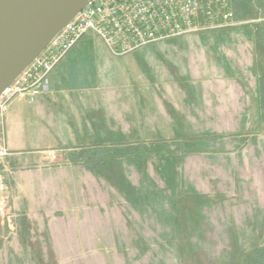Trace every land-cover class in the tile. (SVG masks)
Returning a JSON list of instances; mask_svg holds the SVG:
<instances>
[{
	"label": "rangeland",
	"instance_id": "rangeland-1",
	"mask_svg": "<svg viewBox=\"0 0 264 264\" xmlns=\"http://www.w3.org/2000/svg\"><path fill=\"white\" fill-rule=\"evenodd\" d=\"M230 1L238 25L201 34L206 45L224 46L217 52L232 56L224 64L226 82L215 93L231 94V116L203 124L217 132L200 134L192 131L204 129L196 124L201 119L173 110L175 134H141L70 153L77 167L97 157L105 176L120 175L114 180L119 189L148 196L111 199L122 218L113 233L93 223L65 228L63 209L56 212L53 201L47 219L39 199L35 219H23L26 204L14 197L11 223L0 217V264H113L98 261L102 254L120 255L125 264H264V0ZM227 31L247 34H214ZM191 36L196 34L147 46L192 45ZM98 179L111 190L106 179ZM112 234L115 240L108 242ZM71 256L84 260L71 262Z\"/></svg>",
	"mask_w": 264,
	"mask_h": 264
},
{
	"label": "crops",
	"instance_id": "crops-1",
	"mask_svg": "<svg viewBox=\"0 0 264 264\" xmlns=\"http://www.w3.org/2000/svg\"><path fill=\"white\" fill-rule=\"evenodd\" d=\"M214 34L237 39L247 33ZM201 36H191L192 45L145 46L121 57L112 55L104 44H93V38L84 39L58 64L43 95L34 102L17 98L11 103L7 180L11 184L14 179V197L26 204L23 219H35L38 199L42 206L39 212L47 219L53 201L56 212L63 209L65 228L66 224L71 229L72 223H93L92 228L113 233L122 227V218L111 199L147 197L149 191L123 192L114 182L120 175L106 172L105 176L103 170L94 169L93 165L101 164L100 159L77 167L70 162V153L134 141L141 134H175L179 131L173 110H186L191 118L201 119L198 127L231 116V94L217 97L215 93L217 84L226 82L224 64L232 56L224 46L206 45L205 36ZM221 48L225 51L217 52ZM98 177L106 179L111 190L105 189ZM106 239L115 240L113 234ZM96 258L125 264L120 255ZM82 260L69 258L71 262Z\"/></svg>",
	"mask_w": 264,
	"mask_h": 264
},
{
	"label": "built area",
	"instance_id": "built-area-1",
	"mask_svg": "<svg viewBox=\"0 0 264 264\" xmlns=\"http://www.w3.org/2000/svg\"><path fill=\"white\" fill-rule=\"evenodd\" d=\"M237 25L230 0H91L0 93V217L8 216L11 223L14 192L6 169L10 105L17 98L34 102L43 95L58 64L77 44L97 38L121 57L169 38Z\"/></svg>",
	"mask_w": 264,
	"mask_h": 264
},
{
	"label": "water",
	"instance_id": "water-1",
	"mask_svg": "<svg viewBox=\"0 0 264 264\" xmlns=\"http://www.w3.org/2000/svg\"><path fill=\"white\" fill-rule=\"evenodd\" d=\"M91 0H0V93Z\"/></svg>",
	"mask_w": 264,
	"mask_h": 264
},
{
	"label": "trees",
	"instance_id": "trees-1",
	"mask_svg": "<svg viewBox=\"0 0 264 264\" xmlns=\"http://www.w3.org/2000/svg\"><path fill=\"white\" fill-rule=\"evenodd\" d=\"M103 165V164H102ZM93 167H95L94 169H97V170H99V171H102L103 170V168L104 167H102V166H100V165H93ZM111 171V170H110ZM107 171H105V173H106ZM103 173H104V171H103Z\"/></svg>",
	"mask_w": 264,
	"mask_h": 264
}]
</instances>
